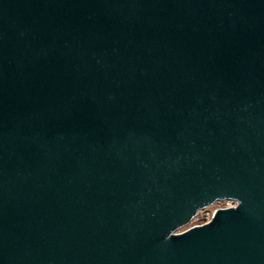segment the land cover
Listing matches in <instances>:
<instances>
[{
	"label": "water",
	"instance_id": "water-1",
	"mask_svg": "<svg viewBox=\"0 0 264 264\" xmlns=\"http://www.w3.org/2000/svg\"><path fill=\"white\" fill-rule=\"evenodd\" d=\"M0 264H264V0H0Z\"/></svg>",
	"mask_w": 264,
	"mask_h": 264
},
{
	"label": "rangeland",
	"instance_id": "rangeland-1",
	"mask_svg": "<svg viewBox=\"0 0 264 264\" xmlns=\"http://www.w3.org/2000/svg\"><path fill=\"white\" fill-rule=\"evenodd\" d=\"M231 203L232 202L230 201H218L206 208L200 209L198 214L194 216L193 220L187 226L180 228V231L189 229L192 226L195 227L196 225H201V224L209 222L218 208L227 206Z\"/></svg>",
	"mask_w": 264,
	"mask_h": 264
},
{
	"label": "built area",
	"instance_id": "built-area-1",
	"mask_svg": "<svg viewBox=\"0 0 264 264\" xmlns=\"http://www.w3.org/2000/svg\"><path fill=\"white\" fill-rule=\"evenodd\" d=\"M225 201H230L232 203L227 206L221 207V208H228V207L236 206L238 204V202L234 200H225Z\"/></svg>",
	"mask_w": 264,
	"mask_h": 264
}]
</instances>
